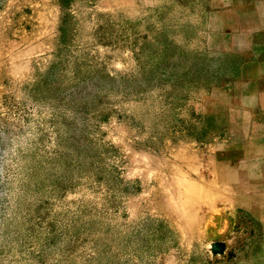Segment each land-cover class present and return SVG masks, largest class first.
<instances>
[{"label":"rangeland","instance_id":"1","mask_svg":"<svg viewBox=\"0 0 264 264\" xmlns=\"http://www.w3.org/2000/svg\"><path fill=\"white\" fill-rule=\"evenodd\" d=\"M0 264H264V0H0Z\"/></svg>","mask_w":264,"mask_h":264}]
</instances>
